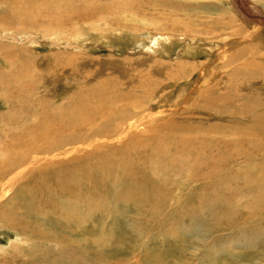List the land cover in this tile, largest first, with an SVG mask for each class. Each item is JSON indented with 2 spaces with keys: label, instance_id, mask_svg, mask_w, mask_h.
Segmentation results:
<instances>
[{
  "label": "rangeland",
  "instance_id": "374dc122",
  "mask_svg": "<svg viewBox=\"0 0 264 264\" xmlns=\"http://www.w3.org/2000/svg\"><path fill=\"white\" fill-rule=\"evenodd\" d=\"M120 163L162 184L152 216L104 203ZM89 176L91 206L56 193ZM0 211V264H264V0H0Z\"/></svg>",
  "mask_w": 264,
  "mask_h": 264
},
{
  "label": "bare ground",
  "instance_id": "6f19581e",
  "mask_svg": "<svg viewBox=\"0 0 264 264\" xmlns=\"http://www.w3.org/2000/svg\"><path fill=\"white\" fill-rule=\"evenodd\" d=\"M225 2H227L228 0H224ZM229 4V3H228ZM246 7V6H245ZM229 9H231V8H229ZM234 11V10H233ZM239 17V16H238ZM250 23V22H249ZM255 28H254V30H253V32H252V35L253 34H257V33H260V28L258 27V26H254ZM258 35V34H257ZM246 37H248V36H246ZM155 38V37H154ZM158 38V37H157ZM160 38V37H159ZM157 41V39H155L154 40V42H156ZM201 88V86L200 87H198V86H196V88H195V90H196V92H194V91H191L190 92V94H187L186 95V97L184 98V94H183V101H187V96H189V95H191V94H195V93H198L199 95H200V91L199 90H201L200 89ZM186 92V91H185ZM197 95V94H196ZM206 101V100H205ZM201 103H203V102H201ZM206 105V104H205ZM206 106H208V105H206ZM200 109L197 107V108H195V109H193V114L192 115H198V113L200 112L199 111ZM211 112V111H210ZM209 113V112H208ZM130 114V113H129ZM172 115V114H175V113H173L172 112V110H166V109H163V110H159L158 111V113L157 114H149L150 116H151V119H148L146 116V118L143 116V117H141V118H139V119H137V122H145V121H149V120H152V121H154L155 119L157 120L158 118H157V116L158 115H160V116H169V115ZM148 115V116H149ZM153 115V116H152ZM188 118V119H187ZM187 118H184L183 119V121H181L180 119H178V117L177 118H172V119H169V120H167L164 124H163V126H166L167 125V122L169 123V126H174V125H177V126H174L175 128H179V129H181V130H184V131H187V132H192V130L194 129V128H196V126L194 127L193 125H190L187 121L189 120V119H191L189 116L187 117ZM180 120V123H179V121L177 122V123H175L174 124V120ZM187 120V121H186ZM70 122V121H69ZM173 123V125H170V124H172ZM67 126H70V124H68L67 123ZM198 127V126H197ZM67 128H69V127H67ZM159 129H161L160 127H158ZM165 129V128H164ZM187 132H185V134L187 133ZM38 134V136L40 137L41 135H43L44 134V132H38L37 133ZM60 137V136H59ZM69 137V136H68ZM68 137H65V138H68ZM65 138H62V141H60V140H58L57 141V143H59V145H61V143L63 144V145H66L67 144V142L69 141V140H67L66 141V139ZM130 140H134V139H130ZM101 142H102V140H100ZM41 142L42 143H44L45 142V138L44 139H42L41 140ZM98 142V141H97ZM96 142V143H97ZM135 142V141H134ZM133 142V143H134ZM137 142V141H136ZM98 144V143H97ZM89 147V146H88ZM193 149V148H192ZM81 151H85V149H84V147L83 146H77V147H75L74 149L72 148L71 149V151L69 150V152H67L66 154L67 155H71V153L74 155V153H76V152H81ZM99 151V150H98ZM63 154H65V153H63ZM96 154H98V153H96ZM93 155V156H91L90 154V156H88V160L87 161H84V163H83V165H79V167H78V170L80 171V172H82L83 173V175H91L92 174V170L94 171V173H97L98 172V170H99V168H98V165L96 164V162H98L101 158H99V155ZM66 155V156H67ZM65 156V157H66ZM87 156V155H86ZM104 156V155H103ZM89 157H92V159H90ZM121 159V158H120ZM189 159V158H188ZM42 159H39L38 161H32V162H30V164H32V163H39V161H41ZM64 160V159H63ZM72 160V159H71ZM114 157H112L111 156V158H107V159H104V163H106V164H108L109 162L110 163H114ZM50 161V160H49ZM112 161V162H111ZM123 161H125V162H127L126 160H124L123 159ZM79 162V161H78ZM92 162V163H91ZM119 162V161H118ZM109 163V164H110ZM195 163H197V162H195ZM61 165V164H60ZM114 165V164H113ZM131 165V164H130ZM190 165V164H189ZM193 165V164H192ZM57 166V165H56ZM116 166V165H115ZM135 166V165H134ZM112 167V166H111ZM130 167L131 166H127V165H125V163H120L119 164V168L118 169H103L102 171H100V172H103L104 174H105V176H106V181L105 182H102L101 183V188H102V190H103V188H105L106 187V191L107 192H105L106 193V196H105V199H104V193H103V191H102V194H101V198L103 199V200H105L104 201V203L105 202H109L111 205H117V204H127L128 202L130 203H133L134 205H135V207L136 208H140V209H142V208H145V207H148L149 209H148V211H147V215H149V217L150 216H152L153 215V210L151 209V207H150V202H158V203H160V202H162V200H164L163 198H161V194H162V192H161V186H162V184H160L158 181H155L154 182V179H147L146 177H141V178H139L137 175V171H134V169H130ZM139 167V166H138ZM47 167H45V169H46ZM66 168V167H65ZM68 168V167H67ZM189 168H191V169H193V167L192 166H190ZM63 169V168H62ZM101 169H102V167H101ZM194 169H195V164H194ZM64 170V169H63ZM67 170V169H66ZM141 170V169H140ZM59 171V170H58ZM142 172V171H141ZM45 173V172H44ZM70 173V172H69ZM68 173V174H69ZM41 174V173H40ZM112 174H115V175H117V178H114L113 176H112ZM193 174V173H192ZM192 174H188V175H186V178H185V182H184V184H189V181L190 182H194L193 181V178H195V175L196 176H198L199 174L198 173H194V175H192ZM33 175V174H32ZM98 175V174H97ZM200 175H201V173H200ZM15 176V175H14ZM51 177V176H50ZM69 177H70V174H69ZM88 177V176H87ZM87 177H85V179H84V181H83V183H81L82 185L81 186H78V187H73V185L74 184H68V183H65L66 181H65V179H60L59 177H57V179H55L54 180V178H53V180H54V185H55V188H56V193H59V194H66V195H69L67 198H66V201L68 202V203H77V204H79V205H84V207H87V206H91V204L93 203V201L95 200H93V194H94V189H95V186H96V184L98 183V182H94V183H90V182H92L93 180H94V176H89V179L87 180ZM113 177V178H112ZM147 177H150V176H147ZM34 179V178H33ZM99 179V178H98ZM97 179V180H98ZM103 179V178H102ZM100 180V179H99ZM98 180V181H99ZM42 181V180H41ZM86 181V184H87V186H84V182ZM89 181V182H88ZM203 181V180H202ZM34 182H36L35 180H34ZM45 182V181H44ZM46 183H47V181H46ZM88 183H89V185H88ZM30 184V183H29ZM34 185V184H33ZM48 185V184H47ZM143 186L144 188H142V190L139 188L140 186ZM9 186V185H8ZM30 186V185H29ZM37 186H38V184H37ZM44 186V185H43ZM105 186V187H104ZM46 187V186H45ZM108 187V188H107ZM21 188V187H20ZM19 188V189H20ZM24 188V187H23ZM37 188H39V187H37ZM42 188V187H41ZM40 188V189H41ZM84 188H88L89 190L86 192L87 194H86V197H85V200H82V199H80V193H77V192H75V191H85L84 190ZM34 189H36L35 187H34ZM4 190H5V188H4ZM99 190V189H98ZM150 190H152L151 192H150ZM19 191H21V190H19ZM24 191V190H23ZM32 191H33V188H32ZM47 191H49V190H47ZM100 191H101V189H100ZM147 191V192H146ZM19 193V192H18ZM37 193H39V192H37ZM54 193V192H53ZM97 193V192H96ZM21 194V193H20ZM19 194V195H20ZM42 194V193H41ZM49 193H46V195H48ZM73 194H75V196L73 195ZM23 195V194H22ZM36 195V194H35ZM49 195H51V194H49ZM73 195V196H72ZM85 195V194H84ZM36 197V196H35ZM38 197V196H37ZM49 197H51V196H49ZM82 197V196H81ZM46 198V197H45ZM53 199V198H52ZM50 200V199H49ZM54 200V199H53ZM48 201V200H47ZM55 201V200H54ZM61 201V200H60ZM30 202V201H29ZM101 201H99V203H100ZM28 203V202H27ZM26 203V204H27ZM46 203V202H45ZM35 204V203H34ZM44 204V203H43ZM48 204V203H47ZM52 204V203H51ZM55 204V203H54ZM62 204H63V202H62ZM29 205V204H28ZM31 205V204H30ZM33 205V204H32ZM36 205V204H35ZM64 205V204H63ZM5 206V205H4ZM3 206V207H4ZM40 206V205H39ZM48 206H50V205H48ZM6 207V206H5ZM18 207V206H17ZM20 207V206H19ZM43 207V206H42ZM61 207V206H60ZM59 207V208H60ZM9 208V207H8ZM13 208V207H12ZM12 208H10V209H12ZM28 208V207H27ZM35 208V207H34ZM70 208V207H69ZM14 209V208H13ZM64 207H63V211H64ZM113 209V208H112ZM4 210H5V208H4ZM59 210V209H58ZM8 211V210H7ZM17 211V210H16ZM66 211V210H65ZM71 211H72V209H71ZM70 211V212H71ZM1 212V211H0ZM12 212V211H11ZM103 213L105 212V211H102ZM186 213H188L189 215H190V210H187V211H185ZM3 213V212H2ZM48 213V212H47ZM64 213V212H63ZM79 213H81L79 210H77L76 209V207H75V209H74V217L76 218V215H78ZM8 214H9V212H8ZM62 214V213H61ZM68 214V213H67ZM86 214V213H85ZM4 215H6V213L4 214ZM15 215V214H14ZM46 215V214H45ZM49 215V214H48ZM51 215V214H50ZM64 215V214H63ZM80 215V214H79ZM7 216H9V215H7ZM6 216V217H7ZM11 216V215H10ZM84 216V215H83ZM87 216V215H86ZM140 216H141V214H140ZM5 217V218H6ZM49 217H51V216H49ZM55 217H57V216H55ZM4 218V219H5ZM60 218V217H59ZM67 218V217H66ZM74 218V219H75ZM132 219H134V218H139V217H131ZM2 219V218H1ZM13 219V218H12ZM67 219H69V218H67ZM85 219V218H84ZM8 219L6 218V220L5 221H7ZM79 220V219H78ZM81 220V219H80ZM83 220V219H82ZM81 220V221H82ZM2 221H3V219H2ZM59 221V220H58ZM77 221V220H76ZM80 221V222H81ZM4 222V221H3ZM2 222V223H3ZM20 222V221H19ZM56 222V221H55ZM64 222V221H63ZM80 222L79 223H77L78 224V227L79 226H81L82 224H80ZM7 223V222H6ZM9 223V222H8ZM57 224H58V222H56ZM76 223V222H75ZM82 223V222H81ZM61 224V223H60ZM63 224V223H62ZM67 224V223H66ZM70 224H72V223H70ZM69 224V225H70ZM4 225V224H3ZM59 225V224H58ZM68 225V224H67ZM84 225H85V221H84ZM136 226V225H135ZM38 227V226H37ZM62 227V226H61ZM77 226H76V228H78ZM137 227V226H136ZM31 228V227H30ZM73 228V227H72ZM75 228V227H74ZM40 229V228H39ZM38 229V230H39ZM68 229V228H67ZM79 229V228H78ZM26 230V229H25ZM75 230V229H74ZM84 230H85V227H84ZM84 230H82V233L84 232ZM88 230V229H87ZM259 230V228L257 227L256 228V230L254 229L252 232L253 233H256L257 231ZM18 231V230H17ZM77 231V230H76ZM90 231V230H89ZM92 231V230H91ZM39 232V231H38ZM68 232V231H67ZM93 232V231H92ZM91 232V233H92ZM94 232H96V231H94ZM43 233V232H42ZM71 233H72V231H71ZM86 233V232H85ZM18 234H19V232H18ZM25 234V233H24ZM66 234V233H65ZM76 234V233H75ZM28 235V234H27ZM79 235V234H78ZM84 235V234H83ZM69 236V235H68ZM67 236V237H68ZM76 236V235H75ZM28 237V236H27ZM31 237V236H30ZM42 237V236H41ZM46 237V236H45ZM84 237V236H83ZM87 237V236H86ZM44 238V237H43ZM55 238V237H54ZM50 239V238H49ZM80 240V239H79ZM47 241V240H46ZM46 241H45V244H46ZM70 241H72V240H70ZM76 241H78V240H76ZM81 241V240H80ZM38 242V241H37ZM48 242H50V241H48ZM47 242V243H48ZM52 242H54V241H52ZM58 242V241H57ZM57 242H55L56 244H58ZM70 243V242H69ZM68 243V244H69ZM52 244V243H51ZM39 245V244H38ZM41 245V244H40ZM32 246V245H31ZM34 246V245H33ZM59 246H61V245H59ZM67 246V245H66ZM74 246V245H73ZM72 246V247H73ZM84 246V245H83ZM17 247V246H16ZM36 247H37V245H36ZM49 247V246H48ZM58 247V246H57ZM56 247V248H57ZM61 247H64V246H61ZM33 248V247H32ZM37 249V248H36ZM39 249H40V247H39ZM31 250V249H30ZM52 250V249H51ZM60 250V249H59ZM66 250V249H65ZM68 250H70V249H68ZM75 250V249H74ZM77 250V249H76ZM34 251V250H33ZM33 251L31 252V253H33ZM57 251V250H56ZM90 251V250H89ZM28 252H29V250H28ZM37 252H39V251H37ZM42 252V251H41ZM59 252H61V251H59ZM70 252H72V250L70 251ZM26 253V252H25ZM35 253V252H34ZM45 253V252H44ZM28 254V253H27ZM29 254H30V252H29ZM56 254H58V252L56 253ZM32 254H30V256H31ZM35 255L36 254H34V258H35ZM48 255V254H47ZM66 255V254H65ZM64 255V256H65ZM84 255V254H83ZM22 256H23V254H22ZM29 255H27V257H28ZM49 256V255H48ZM53 256V255H52ZM37 257V256H36ZM24 258V257H23ZM22 258V259H23ZM29 258V257H28ZM31 258V257H30ZM38 258V257H37ZM37 258H35V259H37ZM82 258V257H81ZM95 258V257H94ZM24 259H27V258H24ZM33 259V258H32ZM35 259H33L34 261H35ZM39 259V258H38ZM41 259V258H40ZM57 259V258H56ZM55 259V260H56ZM30 260V259H29ZM28 261V260H27ZM32 262V261H31ZM38 262V261H37ZM62 262V261H61ZM24 263V262H23ZM29 263V262H28ZM27 263V264H28ZM56 263V262H55ZM94 263V262H93ZM97 263V262H96ZM81 264V263H80ZM84 264V263H83Z\"/></svg>",
  "mask_w": 264,
  "mask_h": 264
}]
</instances>
